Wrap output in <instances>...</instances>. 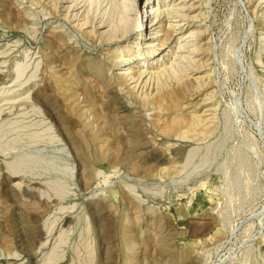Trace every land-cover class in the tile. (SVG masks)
Returning <instances> with one entry per match:
<instances>
[{
	"label": "rangeland",
	"instance_id": "1",
	"mask_svg": "<svg viewBox=\"0 0 264 264\" xmlns=\"http://www.w3.org/2000/svg\"><path fill=\"white\" fill-rule=\"evenodd\" d=\"M119 2L0 0V264H264V0Z\"/></svg>",
	"mask_w": 264,
	"mask_h": 264
},
{
	"label": "bare ground",
	"instance_id": "2",
	"mask_svg": "<svg viewBox=\"0 0 264 264\" xmlns=\"http://www.w3.org/2000/svg\"><path fill=\"white\" fill-rule=\"evenodd\" d=\"M128 1L129 0H121V2H119L118 3V5L120 6V9H121V11H120V13H119V15H118V24H117V27H118V29H125V31L126 30H128V29H130V26H132V24H133V22H132V18H131V16L129 15V14H127V12H128V10H131L130 9V5L129 4H127L128 3ZM172 1H176V0H172ZM181 2H178V4H182V1L183 0H180ZM162 2V1H161ZM184 4V3H183ZM163 6H165V4H163V5H160L159 4V6L158 7H154V6H152V7H148V8H146L147 10H146V12L147 13H149L150 11H153L152 12V14L153 13H155L156 14V16H161L162 15V17H160L159 19H155V17H154V19L155 20H153L152 22V25L150 26V29H152V30H154L155 31V36H152V40L150 41V42H148V45L149 46H147V47H149L147 50L148 51H146V52H148V55H150V57H155V55H156V53H157V50L158 49H161V48H163L165 45H166V43L168 42V39L172 36V35H174V34H176V33H179V32H177V29H179L180 27H181V25H182V22H179V21H182V20H184V19H186L185 18V15H183V14H177L178 16H176V17H180V19L179 20H172L173 22L171 23V21L168 19V17H169V15H171L170 14V8H168V7H166V8H164ZM183 8V6H181V8H179L178 10H180V9H182ZM185 9V8H184ZM182 11V10H181ZM79 12V11H78ZM77 12V13H78ZM146 12H145V14H146ZM172 13V12H171ZM179 13V12H178ZM83 14V13H82ZM151 14V13H150ZM173 14V13H172ZM176 14V13H175ZM74 15V14H73ZM78 15V14H77ZM77 15L75 16V17H77ZM66 16H67V18H68V16H69V14L67 15L66 14ZM73 16V17H74ZM173 17H174V15H172ZM70 18V17H69ZM83 18V17H82ZM137 19H139L138 20V22L139 23H137V25H135V27H137V29H135L136 31H139L140 29H142V26H143V22L141 23V21H143V20H145V19H143L142 17L141 18H137ZM83 20V19H82ZM88 20V19H87ZM87 20L86 21H82V22H87ZM150 20V19H149ZM167 20H169V21H167ZM147 21H148V19H147ZM167 21V22H166ZM175 22H177V24H174ZM88 22H87V26H88ZM104 24V23H103ZM83 26L85 25V23L84 24H82ZM176 25H178L179 26V28H176L177 26ZM133 26H134V24H133ZM80 27V26H79ZM82 28V27H81ZM85 28V27H84ZM149 28V27H148ZM95 30H96V28H95ZM99 30V29H98ZM92 31V30H91ZM117 31V30H116ZM93 32H95L94 30H93ZM99 32V31H98ZM96 34H98V33H96ZM113 34V33H112ZM139 34H143V32H140ZM116 37V35H113V37L112 38H115ZM177 37V36H176ZM125 38V37H124ZM121 39V38H120ZM178 39V38H177ZM170 40V39H169ZM177 42H178V40H176ZM115 42V41H114ZM141 43V42H140ZM134 44V43H133ZM132 44H130V45H128L127 47H128V49H126L125 51L127 52V53H129V54H127V55H125V54H121V55H118V56H120L119 57V59H120V61H126V60H128V59H130V58H132V57H134V56H136V55H138V53H139V50L140 49H138L136 52H131V48H130V46H131ZM205 47V46H204ZM125 48H126V46H125ZM124 48V49H125ZM123 50V49H122ZM177 52V51H176ZM117 55V54H116ZM140 55H142V53H140ZM173 57V56H172ZM175 59H176V57H175ZM143 60V59H142ZM177 60V59H176ZM153 61V60H152ZM163 62V61H162ZM177 62V61H176ZM111 64V63H110ZM176 64V63H175ZM174 62H172L171 63V67H173L174 65ZM140 67L141 66H144L145 65V62L143 63V62H141L140 64ZM166 65V64H165ZM147 66V65H146ZM139 67V66H138ZM166 67V66H165ZM125 68V67H124ZM176 68H177V66H176ZM167 70V69H166ZM165 70V71H166ZM121 71V70H120ZM148 71H150V70H148ZM152 71H153V69H152ZM164 71V68H159L157 71H154V72H150L149 74H150V78H151V75L154 73H158V72H163ZM170 71V70H169ZM166 72H168V71H166ZM171 72V71H170ZM147 73V69H142V70H140V69H137V70H135V71H132V69H131V67H127V68H125V69H123L121 72H120V75H121V77L123 78V80L125 79L126 81H129V80H132L133 82H138V80L143 76V75H145ZM169 73V72H168ZM168 73H166V74H168ZM119 74V73H118ZM148 74V73H147ZM161 74V73H160ZM159 74V75H160ZM182 74V73H181ZM164 75H165V73H164ZM208 75V74H207ZM161 76V75H160ZM168 76V75H167ZM170 76V75H169ZM149 77V76H148ZM197 79H198V77L199 76H195ZM195 78V79H196ZM200 78V77H199ZM209 78V77H208ZM152 79V78H151ZM185 80V79H184ZM183 80V81H184ZM140 81V80H139ZM145 81H146V79H145ZM182 81V82H183ZM187 81V80H186ZM185 81V82H186ZM125 82V81H124ZM179 82V81H178ZM187 82H189V81H187ZM186 82V83H187ZM142 83V82H141ZM144 83V82H143ZM163 83V82H162ZM176 83V82H175ZM181 83V82H180ZM185 83V84H186ZM136 84V83H135ZM150 84V83H149ZM178 84V83H177ZM182 84V83H181ZM188 84V83H187ZM141 85V84H140ZM184 85V83L182 84V86ZM127 86V85H126ZM136 86V85H135ZM177 86H179V85H177ZM181 86V85H180ZM128 87V86H127ZM134 87V86H133ZM132 87V88H133ZM185 87H187V85L185 86ZM184 87V88H185ZM145 88V87H144ZM178 88H180V87H178ZM123 89V88H122ZM129 89V88H128ZM135 89H137V88H135ZM148 89V88H147ZM166 89V88H165ZM183 89V88H182ZM132 90V89H131ZM171 90V89H170ZM179 91H180V89H178ZM177 90V91H178ZM135 91V90H134ZM158 91V90H157ZM159 91H160V89H159ZM163 91H165L164 89H163ZM174 91V92H173ZM177 91H176V93H177ZM138 92V91H137ZM142 92V91H141ZM165 92H167V91H165ZM171 92V91H170ZM172 92L173 93H175V90L173 89L172 90ZM181 92V91H180ZM180 92H179V94H180ZM136 93V92H135ZM139 93V92H138ZM160 93V92H159ZM163 93V92H162ZM126 94V93H125ZM140 94V93H139ZM143 94H144V92H143ZM130 95V94H129ZM147 94H145V96H143L144 98L145 97H147L146 96ZM150 95V94H149ZM155 95V94H154ZM164 95H168L167 93L166 94H164ZM164 95H161V93H160V96L158 97V98H156L157 99V103H158V100H159V103H162V102H164L163 100H165V97H164ZM174 95V94H173ZM137 96H139V95H137ZM151 96H152V94H151ZM150 96V97H151ZM169 96H171V94L169 95ZM175 97H176V94L174 95ZM143 97H141V98H143ZM155 97V96H154ZM154 97L152 98L151 97V99L152 100H154L155 101V99H154ZM171 97H173V96H171ZM138 98V97H137ZM136 98V99H137ZM148 98V97H147ZM163 100H162V99ZM167 98H168V96H167ZM170 98V97H169ZM177 98H179V95H178V97ZM177 98H175V99H177ZM170 99H172L174 102H176L173 98H170ZM141 100V99H140ZM172 100H170V102H172ZM151 101V100H150ZM166 101V100H165ZM144 102H146V101H144ZM173 102V103H174ZM125 103V102H124ZM130 103V102H129ZM176 103H178V102H176ZM163 104H165V103H163ZM162 104V105H163ZM158 105H160V104H158ZM161 105V107H163ZM178 105V104H177ZM177 105H175V106H177ZM125 107H127V105L125 104L124 105ZM174 106V105H173ZM174 106V107H175ZM179 106V105H178ZM177 106V107H178ZM130 107V106H129ZM128 107V108H129ZM176 107V108H177ZM212 107V106H211ZM207 108L206 110L208 111V110H211L212 111V108ZM132 107H130V109H131ZM154 108V107H153ZM87 111V110H86ZM88 113V112H87ZM206 113V112H205ZM85 115V114H84ZM181 116V115H180ZM194 116V115H193ZM208 116V115H207ZM177 117V119H179L178 117L179 116H176ZM181 118H182V116H181ZM180 118V120H183V118L181 119ZM191 118H192V116H191ZM190 118V119H191ZM176 119V118H175ZM175 119L173 118V123H174V121H175ZM188 119H189V117H188ZM189 119V120H190ZM184 121H186V119L184 120ZM176 122V121H175ZM179 122V120L177 121V124H180V123H178ZM207 122H208V120H207ZM207 122H206V119H203L202 117H201V115H195L192 119H191V121H189V123L190 124H188V122H187V124H188V126H190V128L188 129L187 127V129L188 130H186V131H191L193 128H195V126H198V127H196L193 131V133L195 134V136H197L198 137V139H200V140H204L206 137H207V135H208V133H209V131H211L210 130V128H208V124H207ZM181 123H182V121H181ZM172 124V123H171ZM184 124V123H183ZM209 124H211V123H209ZM170 125V124H169ZM186 125V123L183 125V127ZM212 125V124H211ZM167 126V125H166ZM172 126V125H171ZM192 126V127H191ZM168 127V126H167ZM182 127V126H181ZM199 127H201L200 129L201 130H198L199 129ZM164 128H166V127H164ZM172 127H170V129H171ZM179 128V127H178ZM198 128V129H197ZM214 128V127H213ZM213 128H212V130H213ZM168 129V128H167ZM165 130V131H169V130ZM173 129V128H172ZM174 129H175V127H174ZM173 129V130H174ZM185 129V128H184ZM162 130H164V129H162ZM173 130H172V132H173ZM179 130H180V128H179ZM183 130V129H182ZM182 130L180 131V132H182ZM165 131H164V133H165ZM175 131V130H174ZM177 131V130H176ZM175 131V132H176ZM172 132H170V133H172ZM174 132V133H175ZM167 134H168V132H166ZM173 133V134H174ZM190 133V132H189ZM192 133V132H191ZM192 133V134H193ZM173 134H170V136L171 135H173ZM178 134V135H177ZM177 134H174L175 136L177 135V136H181L182 137V134L181 135H179V133L177 132ZM191 134V135H192ZM169 135V134H168ZM173 135V136H174ZM174 136V137H175ZM203 143V142H202Z\"/></svg>",
	"mask_w": 264,
	"mask_h": 264
}]
</instances>
